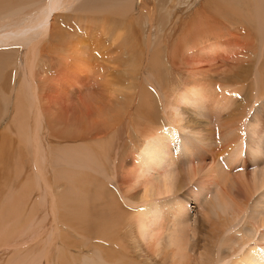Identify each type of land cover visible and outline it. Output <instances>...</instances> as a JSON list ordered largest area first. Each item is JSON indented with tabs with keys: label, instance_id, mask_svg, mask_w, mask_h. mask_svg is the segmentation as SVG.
Masks as SVG:
<instances>
[{
	"label": "rangeland",
	"instance_id": "obj_1",
	"mask_svg": "<svg viewBox=\"0 0 264 264\" xmlns=\"http://www.w3.org/2000/svg\"><path fill=\"white\" fill-rule=\"evenodd\" d=\"M72 1L73 0L70 1V6L68 8L55 10L56 12H53V14L56 16L58 15L56 21L57 22L59 21L61 26L64 27L65 24H69V25L74 24L75 27L77 28V31L79 30L78 32L73 33L75 35H71L70 30L73 28H72V26L67 25V29L70 28L69 32H68V30H66L67 33H66L65 38H64L65 41L64 42L62 41L60 43V44L64 45V48L73 46L76 49V51H78V52L76 53L77 54L76 56H73V54L71 53L70 50L67 51L66 48L65 49L63 48L64 51L63 50H62L63 52L61 51L63 56L60 55V57H59L60 62H59V64L57 63L58 66L56 64H52V66L49 70L50 73L48 74V76L52 77L55 74H58V73L60 74V73H62V70H63V72L66 71V73H67L69 70L71 72V74H70L68 79H70V77H73L75 79L74 81H76V82L73 81V83L75 84L76 87H73L71 82H69L71 85L64 83V86H65L66 91H67L66 97L67 98L73 97L74 104H75V100H77V99H78V101H79V99H81L83 102L85 101V102L89 103V101H91V99L94 96H96L94 98L98 97L94 93L97 94L99 91L101 93V95L107 96L106 98L110 101L109 102L110 104L107 103L106 101H103V102L101 101L102 99L105 100V98H100V101H99V99H97L100 103L98 101H96V99H92V103L90 102L89 104H91V106H93V107L96 106V108H97V107H100L99 105H101V102L103 104L106 102L105 104L106 105L108 104L107 106L111 105L113 107L109 106L108 107L109 110L106 112L105 111V109L107 108L106 105H101L103 107H101L102 109L101 108L100 109L102 111H105L104 112V114L106 113L105 115L103 113H101L102 111H97L96 108H94V109H92L93 112H95L94 110H96L97 112H100L104 116H100L101 114H98L100 116L99 117V116H97V114H95L96 115L95 118H97V121L94 120L93 123H92L91 119H89L92 116L88 117L89 122H90L89 125L87 123V120L85 121L86 117L85 118L81 117V118H83V121L81 120L82 121L81 122V121H79L80 120L79 119L78 120L79 123H78L77 121L71 119L72 115L75 114V116H76V113L74 112L76 105H74L72 103L73 100H71L72 99L71 98L70 101H71L72 107L69 106V108H67V110H66L67 113L65 112V114L62 115L63 112L62 113L58 112V116L62 115V119H66V120H68V122H65V123L62 122L61 123V122H58L57 118L53 119L52 117H50L49 119H52V121L54 120L53 123H51V121H47V122L46 121H38V122L26 121L24 123L25 131H26L28 136L33 134V136L32 135L31 136L34 138V140L32 139V137L30 138V136H29L30 139L28 140V141H30L32 139V141H30V143H28L26 140H22L20 138V136L18 135L16 121L15 120L13 121L12 119L15 115V112L13 110L14 109L13 106L15 104V92L18 90L19 86L23 82V81L21 82V80H22L21 78H22L23 66H24V64H23V53H24L23 47L24 46L19 47L20 45L12 44V45L8 46V49L5 50L4 52L2 49L0 50V54H1V56L5 57L6 62L10 59L11 56H12V59H14V60L16 59V69H17L16 72L14 73V75H11L9 77V82L11 81L10 85H12L10 92H13V90H14V92L11 93V95H10V99H9L10 104L7 108L8 110H6V112H5L6 114H4L5 116H3V119H1V121H0V135L4 133V135H2L0 138V145L6 144V146H4V147L5 148L8 147V149H9L8 152H6L7 148L5 149V152H6L5 159H4L5 161L0 160V181L2 183L6 184V179H9V181H11L10 185L13 182L14 183V194H18L19 191H20V193H24L21 191L22 189H24V187L26 188L24 191H26L27 189L29 190L28 191L29 193H26L29 195V197L27 199H24L26 202L25 204H22L24 202L19 203V202L24 201V200H21V201L15 200L14 201V202H18L19 204H22V206H21L18 203H14V205L17 204L20 207V208H18V206L15 205L14 211L16 209H18V210L20 209V211H21V207H23L24 205L26 206V209H24L25 206L23 207V210H25V211H22V212H25L24 216L21 215V213H18L19 215L23 216V219H21L22 217L19 216L17 213H16L17 215L14 214V220H17V222L16 221H14V222L19 224V226L16 227L15 225H17V224L14 223V226H15L14 229H16V234H18L17 229H19V227H20L21 231L19 230V232H21V233L18 234L17 237L12 238V240H14L13 246H15V245L21 246V248L19 247L20 251L16 250L17 249L16 246H15L14 253H13V250H11V249L4 250V251H3V249L2 250L0 249V264H8L7 263L8 260L14 259V255L16 252H19L18 254H20V255H18V254L17 255L20 256V258H21L20 260H23V264H32L33 262H36V261H37L36 262L37 264H49V262H50V264H53V263H55V264H59V263H61V264H115V262H113V261H106L105 260L106 259L105 258L106 257L105 252L108 253L109 249H112L113 250L112 252H115V254H118L119 256H123V254H124L123 261H126V262L128 261V262H130V264H169L168 263L169 260H167V256L172 251L174 253V250L176 248H172V251H170V249L164 250L163 247H161L162 249L160 248V250H159L161 253L159 254V252H156V254H155V253H153V251L147 249L146 245H144L143 242L140 241L136 227L133 224L134 221L132 220V218L130 219L131 215H133L132 212H134L137 209V207L140 206L138 204L139 202L137 201L138 199L135 196L138 194V192L136 190L137 194L134 193V191H135L134 189H132L134 191L130 192V196L128 198L129 200L131 199L132 201L130 200V201H128L129 202L128 203L124 199L121 200V202L124 203V204H122V205H124L123 207L124 208L126 207L125 208L126 210H124V211L128 212V214L130 213L129 214L130 216L129 215L127 216V213L125 214L126 220L128 221L126 223L128 231H126V233L124 235L125 238H127V240L125 241V245L123 244V246H125V250L120 249L117 246V243L114 244V246H112V247L109 244L106 245V243L103 242L102 238L99 239L97 237L96 239H86L87 236H85L81 233H78L76 231L73 232L71 230H68L63 225H59L61 227H59V226L58 227L60 229L61 228L65 229V230L62 229L61 231H63V232L65 231V233L68 232L69 234L68 233L66 234V236H68V237H66L64 240H62V243H60V241H55V239L53 237H55L56 234L58 236V233H56V231L52 229L53 227L51 225V223L53 224V222L56 221L53 218V212H55L57 216L62 215V213L65 212L63 210H60L65 203L64 204L62 203L63 205L61 204V207H59L60 205H56L59 202V198H56L57 197L56 195H58L59 192L63 191L64 189H67L68 187L64 181H62L61 183L57 182V180L54 179V173H55V171H58L59 169L62 170L64 167H65L64 169L69 170V171H71V170L74 171V170L80 169V171H82L81 174L82 173L83 174L88 173L87 175H89L88 176L89 179H94V181H97V182H100V181H98V179H100L102 182H104L105 185H107L108 187L111 186L115 190V186H113L114 184L112 183L113 182L112 180H114V176H115L114 175L112 177L113 173H116V170L120 169L119 172L121 174H118L119 172L117 171L118 175H116V177H117V179H118V177H119V179H121L122 173L127 172L128 168L130 166H131V168H130L131 171L132 170L134 171L135 168L132 167L133 165H131V164H133V161H131V160H134L133 155L136 154L138 146L143 145L144 140H146L145 136L150 135L151 131H152V135H154L153 133H156V131H158V129L160 130V126H161V128H164V125H165V128L167 127V122L164 119V114H162L163 113L162 110H164L165 107L167 108L171 102L176 101L178 92L181 89H183L184 87H188V86L189 87H196V86H201V85L206 87V89H208L209 91H212V90L216 91L217 90L216 88H218L220 92H222V90L227 91L226 90L227 88L225 89V87H224L225 86V84H224L225 80L223 81L222 76H224V74L226 75V72L230 71V70H231V73H235L237 70H232L235 68V66H237V67L240 66L238 68L239 73H241V72H242V74L247 73L244 81H241L242 84L237 83L236 85H234L235 89L237 90L236 93H238V96H239L238 99L241 98V101H243V99H242L243 97L245 99L246 110L244 111L245 113L243 115V118L241 119V121H239V125H238V129H240L239 132H241V131L243 132L242 140L236 147H234L231 150L230 153H228V155L232 156V158L225 159V158L221 157L215 163H213L211 161L212 155L208 154L205 151V147H203L204 148V150H203V148L201 147V144H202L201 142H198L195 144L193 143V145H192V146H194V149L192 147V151L194 150L193 153L194 152H197V153L200 152L201 153V151H203L201 153V159H203L201 161L202 162L201 166H203L205 171L203 173L201 172L202 174L200 173L199 174L200 176L198 175L199 178H198V176H195V178L193 179L191 184H189V185L184 184L185 188L184 187L180 188V192L174 191V192H176V194L174 193L173 196L166 197V201L164 203L165 204L164 209H165V212L168 213L170 211V210L168 211V209L173 208L176 205L178 206L179 204H181L185 207L184 211L181 213V215L176 216L178 218H176L174 220V222H173L174 227L171 226V228H172V231L175 230L176 232H179L178 228L184 229V231L181 229V231H183L184 233H182L181 231L179 233H180V235L182 233L181 237L185 236L186 238H188L187 241L189 243L187 242V244H186L187 245L186 246V255L188 257L189 264L190 263L191 264H204V262H205V264H208V262L210 264V263L214 262L215 258H216L215 261H217V259H218L223 264H237V262H236L237 259L241 258L242 254H244L247 251L246 246L243 247L242 249L238 250V248H237L238 246L236 245V243L234 241V237L238 233L239 230L244 231L245 234L247 233V235L249 237L253 238V240L250 242V244L257 246L258 250L264 253V228L256 231L255 227L251 226V223L249 224L251 219L257 218L256 219V221H257L260 214H264V206H263L264 205V186H261L258 189L257 188L252 189L253 194L249 198L248 202L244 205L243 212H241L240 216H238L236 219H232V217H230L231 213H232L231 211H233L232 206L228 202H226V204H225V202L222 201L221 196H220V192H222V190H225V188L226 189L228 188V190L230 188L233 191H235V188H237V186H238L241 190H244L242 187H244L246 184L250 185L251 188H253L252 184H250V183H252L251 179L253 178L252 179L253 182L255 181L257 184L259 182L260 172L264 170V91L259 90L258 83H257V80L260 77V72L264 70V54H263V52H264L263 51V49H264V33H263L264 32V25L259 26V24L255 22L257 20L259 21L262 18L261 14H264V0H219V1L218 0H112L111 4L115 3L114 5H112L113 7H120L122 5L125 7L124 10L119 9L120 11H124V13H125V14H122L121 17L115 16V15H104L103 14L104 11H106V9H107L106 6H109L110 3H108V2L110 0H108V1L107 0H74L73 2ZM210 1H212V4L215 2V4H213L215 6V9H213L214 6L210 3ZM217 1L220 2V5H218ZM222 1H223V3H225V2L227 3L226 4L227 6L225 4L224 5H225V7H228V8L224 9L223 7L222 8L220 7L223 5ZM41 2H42V0H41ZM127 2H129V3H127ZM216 2H217L218 6L216 5ZM243 2L249 3V5H250L248 7V12H246L244 10V12H243L244 15L242 14L240 16L239 14H236L235 11H233V10L231 11L229 9V8H231V9L235 8L236 9V7L237 8L240 7V10H242V7H241L242 4L241 3H243ZM130 3H132L133 6ZM229 3L230 4L232 3L234 6L231 4L233 7H230L231 5ZM128 4H129V6H127L128 7L127 8L125 5H128ZM228 4H229V6H228ZM211 5H212V7H211ZM235 5H237V6H235ZM89 6H91V7H89ZM216 6L219 8L217 9ZM129 9L132 11H130ZM211 9L214 10V15H216L217 17L213 16V12L211 14V11H212ZM219 9L221 11H219ZM125 10H126V12H125ZM215 10H218L221 13V15H223L222 16L223 18H221L220 13L216 12ZM88 11L93 12V13L95 12L93 14V16L98 19L96 24H94V26H93V27H95V29H93V28L91 29L88 27V26L92 27V24L87 22V21L94 18V17H91V14H89V15L86 14V12H88ZM227 11H230V13ZM79 12H81V13H79ZM196 12H197V14L202 15L204 18L197 15L198 17L195 19ZM259 13H261V14H259ZM7 14L8 13H3L0 16L4 17ZM77 15H82V16H80L81 18H79V16H77ZM247 17L249 18L248 19L249 22L246 20ZM87 18H88V20H86ZM212 18L213 19L215 18L216 20L215 19L213 20ZM198 19L201 22H199ZM204 19H206V20H204ZM80 20L82 23L84 22V24H80V25L84 29L86 28L85 31L84 30L81 31L80 27H79L80 29H78ZM83 20H86V21H83ZM193 20L195 22H197L195 24L199 23L200 26H201V23L203 26L206 23H209L210 25L207 24L208 26L207 25L204 26L205 27L204 30H208L209 28H211L210 30H212V28L214 26L213 30L215 29L216 31H218L217 32L218 35L216 34V31H215V35L211 32L213 34L211 37V36H209L211 33L209 35L207 34V33H209L210 30L205 31V34L210 37V38H208V40H210V41L206 40L207 38H204L205 34H203L202 40L198 44V41L201 38H198V41H197V37H199L197 35L200 33V32L198 33L197 30L203 31V29H202L203 27H200L201 28V30H200V28L198 26L199 24H198V25H195V27L197 26L196 28H198V29L195 30L194 27L192 28V29H194V31H197V33L194 31L191 33V35H193V33H195L194 36L196 39L192 38L189 40V38H191V35L189 33L188 34L189 37H188V35H186V33H187L186 31L189 28L188 23H190V25H192L194 23ZM202 20L206 21V22H203ZM1 21H3V22L5 21L6 23L8 22V20H5V19H1ZM75 21H77V23ZM211 21H213V22H211ZM218 22H219V24H218ZM254 23H256V25ZM86 25H88V26H86ZM103 25H106L105 29L108 26L106 30L104 29ZM187 25H188V28H187ZM209 26H212V27H209ZM87 27H88V29H87ZM190 27H192V26H190ZM7 29H9V27ZM1 30L2 29H0V31ZM184 30H185V34L183 32ZM188 30H191V29H188ZM234 30H235V32H233ZM95 31H96V33H95ZM76 33H79V35L77 36ZM235 34H236V36H235ZM118 35L122 38L119 39ZM121 35H123V36H121ZM69 36L73 37V38H69ZM132 36H134L135 38ZM175 36H177V37H175ZM180 36H183L182 37L183 39ZM207 36H205V37H207ZM216 36L219 39L216 38ZM136 37H138L137 40H136ZM203 38L205 39V43H204ZM70 39H73L71 41L75 46L73 44L71 45ZM74 39L76 40V42L74 41ZM125 39H126V41H125ZM127 40H130V41H127ZM192 40H196V44L194 41H193L194 42V44H193V42H191ZM244 40L247 44L243 43ZM136 41H137V44L139 42L138 45L136 44ZM238 41L240 43L239 45H238ZM250 41H252L253 44H251ZM48 42L49 41H47V44H48ZM129 42L131 43V45ZM190 42H191V44H193L192 46L190 45ZM249 42H250L251 46L249 45ZM186 43H188V44L186 45ZM77 44H78V46H77ZM243 44H244V47L245 46H247V47L249 46V47L248 48L246 47L247 49L242 47V51H241L240 48ZM132 45L134 46L133 49L131 48ZM188 45H190L191 48ZM137 46H139V47H137ZM232 46H233V48H232ZM91 47H92V49H91ZM187 47H189L190 50ZM261 47H263V48H261ZM243 48L246 50H244ZM16 49H17V51H14ZM122 49H123V51H122ZM261 49H262V52H260ZM46 50H47V46L45 48V51ZM195 50H197V51H195ZM81 51L83 52V54ZM130 51H131V53H130ZM132 51H133V53H135V54H133V55H135V57L132 55ZM105 52L109 55H107ZM151 52L153 53L154 57L156 56L155 58H157V56L159 58H157V59H155L154 57H153L154 59L151 58L149 56V54L151 55ZM241 52H243V53H241ZM68 53H70L72 55L69 57L68 55H70V54H68ZM86 53L89 54L91 57L89 55H87ZM155 53H156V55H154ZM240 53L242 55H244V54L245 55L243 57H241L242 55L240 56ZM66 54H68L67 57H66ZM114 54L116 56H114ZM261 54H263V55H261ZM84 56H85V60H83ZM113 56H114V58L115 57H117V58L119 57V58L113 59L112 58ZM237 56L239 57V59L237 58ZM45 57L47 58L48 56H45ZM73 57H74V59H72ZM89 57H90V59H89ZM139 57H141V58H139ZM63 58H64V60L67 59V62L65 61L66 63L64 61H63L64 63H61V60H63ZM97 58H98V60L102 59L103 61L101 60V62H99L100 60L98 61ZM111 58L113 60H116V59L117 60L112 61ZM234 58L235 59L237 58V59L234 61ZM242 58H244V60H246L245 63L243 62L244 60ZM17 59H18V61H17ZM109 59L113 62L112 65H109V63H110ZM149 59H151L153 62ZM187 59H188V61H187ZM86 60H87V62H86ZM135 60H138L139 62H137ZM154 60H156V61H154ZM223 60H225V61H223ZM237 60H238V62H237ZM117 61L121 65L117 64L118 63ZM148 61H150V64L151 63L154 64V66L152 65L154 68H151L152 66L149 65ZM158 61H160L159 64H158ZM207 61H208V63H207ZM210 61H212L213 63ZM221 61H223V62H221ZM241 61H242V63H240ZM154 62L156 63V65ZM215 62H216V67H211L210 64L212 63V65H214ZM246 62H247V64H246ZM43 63L45 65H47L49 62L43 61ZM115 63L118 66L115 65L116 67H114ZM131 63H133V64H131ZM135 63H138V64H136L135 67H133V65ZM217 63H219V64H217ZM130 64L132 65L133 68L130 66ZM61 65L63 67L62 69H61ZM66 65L68 66L67 68L65 67ZM0 66H2V65L0 64ZM259 66L262 69H259ZM111 67H114V68H111ZM250 68H251V71H250ZM209 69H216L215 71L217 73L215 72V75H213L214 73L213 74L211 73L213 70L210 72ZM195 70H198V71H195ZM203 70H205L206 72L208 70V72H209V75L207 72L205 79H204V75L206 74V72L204 74ZM114 72H116V73H114ZM109 73L111 74V76ZM261 73L263 74L264 72H261ZM202 75H203V79H202ZM107 76L108 77L110 76L112 78H107ZM213 77H214V79H213ZM113 78H115V84H114ZM159 78L161 79V85L163 86L162 87L163 89L160 88L162 90L159 89L160 86H158V85L160 83L158 82L159 83L158 84L157 80H156ZM247 78L249 80H247ZM216 79L219 82H217ZM13 81H14V83H13ZM106 81H108V83H112V85L111 84L107 85ZM109 81H111V82H109ZM212 81L215 82V85H214V83H212ZM129 83H130V85H129ZM240 84L242 86H243V84L244 85L246 84L247 86L250 85V87L248 88L247 86H243L244 88L242 87V90H241V88L239 87ZM53 85L54 84H52V86ZM126 85H128V86H126ZM226 85H227V83H226ZM52 86H51L52 91H53V89L54 90L57 89L56 86H55V88ZM106 86H108L110 88L112 86V88L115 87V89L120 88V91L118 90L120 93L119 92L117 93L116 90L113 91V89L108 90L110 88H107ZM116 86H117V88H116ZM252 86H253V90H252ZM246 87L248 90H246ZM45 88H46V86H45ZM105 88H107V90ZM237 88L238 89L240 88V89L238 90ZM15 89H16V91H15ZM129 90H130V92H129ZM132 90H133V92H132ZM52 91H51V93H52ZM135 91L136 92L138 91V92L136 93ZM248 91L249 92L252 91V93L251 92L249 93ZM253 91H255V94ZM124 92L125 93L127 92V94H124ZM91 93H92V96L94 95L93 97H90ZM100 93L98 94L99 97L101 96ZM107 93H109L108 94V95H110L109 97H108ZM247 93H248V95H246ZM129 94H130V96H129ZM132 94H133V96H132ZM139 95H141V97H143V98H140ZM74 97H75V99H74ZM110 97H112V98H110ZM132 97H133V99H131ZM252 97H253V99H252ZM87 99L89 101H87ZM140 99L141 100L143 99V101L145 100L144 101L145 103L140 101ZM94 101H96L99 105L98 104L95 105L96 102L93 103ZM83 102H82V104H85V102L84 103ZM138 102H139V107L137 110H134L135 107L138 106ZM247 102H249V103H247ZM87 103H86V105H88ZM146 103H147V105L145 106ZM246 103H247V105H246ZM140 104L142 105L141 107H143V108H144V106L147 107L146 109H148V107H149L148 104H150V106L152 105L150 107V111L148 109L149 112L147 111V113L145 112L146 114H143L144 113L143 108L140 107ZM79 105H80V103L77 106H79ZM104 106H105V109H104ZM79 108L81 109L80 106H79ZM79 108H78V110H79ZM140 108L142 110H140ZM146 109L144 108V111H146ZM152 109H153V111H152ZM81 110H79V112ZM185 110H186V112H185L186 115L192 120L191 122H192L193 126L195 124L194 123L195 120L193 121L192 118L196 119V121L198 120L199 122L200 121L202 122L203 126L201 125V122L199 123V125L196 124V126H195L196 130H198V128H200V126L203 129L204 124H208L207 121L205 122L204 118L198 117L196 115V112L192 108L185 107L183 112ZM137 111L139 112V114L143 112L142 113V115H144L143 118H145V116H146L144 121H143V118L140 116L141 114L140 115L136 114ZM130 112L132 115L130 114ZM151 112H152V114L149 117L148 113H151ZM206 113L210 117L211 122H215L216 125L215 124L214 125L218 126V127H216L217 130H215L211 127H208V125H206V128H204V131L202 130V133L200 131L201 129H199L198 132H200L202 135L205 136V133L207 131H208V133H210L209 132L210 130H208V129L211 128V129H213V131H212L213 134H214V130H215V134L218 135L220 133L219 136L216 135L217 137H215V134H214L213 136L215 138L211 142H208V143H211L212 148H216V147L220 146L221 135L227 132V130L223 131L225 126H223L224 127L223 128L220 125V121H222L225 118V115L221 114L224 117L220 116V119L216 120V118L212 115V107H208ZM116 114H118L119 117ZM91 115H93V114H91ZM108 115H109V117H108ZM147 115H148L149 119H147ZM54 116H56V114ZM151 116L154 118L150 120V118H152ZM106 117H108V118L105 121ZM138 117H140V118H138ZM117 118H118V120L119 119L121 120V123L117 120ZM141 118H142V120H141ZM189 118H187V119H189ZM98 119H99V121H98ZM114 119L116 120V122H119V123H117L119 126L117 124H115ZM133 119H134V121H133ZM70 120H72V121H70ZM203 121L205 123H203ZM44 122H46V124ZM76 122L79 125H77ZM80 122L82 123V125H80ZM94 122H95V124H94ZM125 122H127V123L125 124ZM133 122H136L137 125H135V124L133 125ZM196 123H198V122H196ZM139 125H140V127H139ZM32 126H34V127H32ZM47 126H48V128H47ZM113 126H115V127L118 126V127H116L115 130L113 129L114 131H112L113 132L112 133L110 130H112V128H114ZM131 126H133V127L131 128ZM136 126L139 128L137 129ZM215 126H214V128H215ZM134 127H136L137 130ZM152 127H153V129H152ZM117 128H119V130H117ZM122 128H123V130H122ZM219 128H223V130H220ZM233 128H234V130L236 129V124ZM153 130L155 132H153ZM234 130L232 129V131H234ZM118 131H120L121 133H119ZM138 131H140L141 133H139ZM216 131H219V133H216ZM220 131H222V132H220ZM98 132H99L98 136L101 135L99 137L102 138L104 136L102 139L97 136ZM116 132H118V133L116 134ZM101 133L103 134V136ZM36 134H37V137H34V136H36ZM142 134H144V135H142ZM180 135L186 137L185 138L186 141L194 140L192 137L188 136L187 133H182ZM208 135H210V134H208ZM113 136H115V137L113 138ZM204 136H203L202 140L204 139ZM211 136H212V134H211ZM110 138H112L113 140ZM104 139L106 140L107 145L105 144ZM93 140L95 142H93ZM176 140L177 139H175L171 145V149L173 150L172 152H174V153L177 151V147H178V143L176 142ZM113 141H115V142H113ZM100 142H101V144H100ZM96 143H97V145H102L104 147V151L106 149L107 153H106V151L104 152L102 150V148H100L102 150L101 151L102 153L99 152L100 149L97 148V146H96V148H94ZM123 143L125 145H123ZM32 144H33V146H32ZM90 145L92 147L93 146L94 147L92 148ZM33 149L35 150V152ZM89 149L93 152H89L90 151ZM94 149L97 153H99V154L96 153V155L97 156L100 155L98 157L99 159L101 158L100 161L98 160L96 155H92V153L95 154ZM86 151H88V152H86ZM112 151H113V153H112ZM36 152H37V154H36ZM62 152L65 153L66 158L64 157V155L60 156L59 153H62ZM77 152H78V154L75 155V153H77ZM88 153L89 154L91 153V155H89ZM101 154L102 155L105 154L103 156L104 158L108 157V158H105V159H107L106 161H104V159H102L103 157H101L102 156ZM119 154H120V156H119ZM237 154H239L238 160L233 164L231 170L229 168L227 170V166L224 163V160L226 162L233 163L234 157H236ZM68 155L71 157H74V156L76 157V158L74 157L75 159L73 160V162L71 160L67 159ZM129 155H130V157H129ZM94 156H95V158H97L99 164L101 161L102 162L104 161L103 163H101L102 168L99 166L98 167L95 166V165H97V160H95V158H93ZM87 157H89V158H87ZM131 157H132V159L130 160ZM89 159H91V160L89 161ZM64 160L66 161V163L61 164L62 161L64 162ZM92 160L93 161L95 160L94 162L96 164L92 163L93 162ZM36 161L39 163V165H41L40 167L36 166V165H38V163H36ZM113 162H115V163H113ZM193 162L194 161L189 162V163L188 162L187 163L182 162V159L180 158L178 164L180 165L179 167H181L182 170H186V169H189L192 167H196L195 166L196 163L194 164V166H192ZM204 164H205V166H204ZM117 165H120V166H117ZM59 166H60V168H59ZM115 166H117L118 169H117V167L115 168ZM212 166H213V171L216 170L219 173L221 170H223V172H224V173H222V171H221V173L218 174V179H216V182H215L216 184L214 183V185H212V181H210V178L214 177V175H212V176L208 175V174H210L209 170ZM9 171L11 172V174L9 173ZM102 171H104V173H102ZM129 171L130 170H128V172ZM7 172L9 174H7ZM96 172H98L99 174H96ZM240 172L244 173V174L247 173L246 177H244V178H246V180H245L246 184L238 185L240 183V181H242V179H240V176H239ZM37 173H38V175H36ZM235 175H238L239 178ZM38 176H39V178H38ZM42 176H43V178H41ZM134 176H136V175L135 174L131 175L132 180L134 179L133 178ZM35 177L37 178V181H36ZM231 177L232 178L234 177V179H232ZM44 178H45V181H42V180H44ZM225 178H226V180L224 181ZM117 179H116V182H117ZM129 180H128L127 185L130 187L129 183H132L133 181L130 180V182H129ZM179 180L180 179H178L177 183L180 182ZM248 180H249V182H248ZM33 181H35V182L32 185L31 183ZM217 181H219V182H217ZM222 181H224V185H223ZM199 182H201V183H199ZM220 182H221V184H220ZM236 182H238V184ZM29 183L32 186H35V188L31 187V185ZM217 183H219L220 186H218ZM36 184H37V186H36ZM79 184L75 186L76 190L78 189V187H80ZM200 184L202 185V187ZM177 185L179 186V184H177ZM196 185L198 187H201V188L200 189L197 188V191H194L195 193L193 192L194 193L193 194L192 191L194 189H196V188H194V186L196 187ZM178 186H177V188H178ZM219 187H221L220 188L221 191H219L220 189H216ZM7 188H9L8 185H7ZM183 188H184V190H181ZM3 190H6L5 187L3 188ZM80 190H81V188H80ZM80 190H79L78 194L80 193ZM176 190L178 191L179 189H176ZM48 192H50V193H48ZM5 193L8 195L7 191ZM6 194H4V195L6 196ZM53 195L55 196V198L53 197ZM243 195H244V192L239 194V196L241 198L244 197ZM24 196H26V195H24ZM50 196L52 199L50 198ZM119 198L121 199L120 194L118 193V199ZM49 200H52V201H49ZM216 200H217V202H216ZM135 201L138 202L137 205L135 204L136 203ZM209 203H210V205H209ZM215 203H217V204H215ZM51 205H52V207H51ZM16 206H17V208H16ZM57 206L59 208L58 210H57V208L53 209ZM50 208H52V209H50ZM204 209H206L208 211V213H210V214L207 216L204 215L202 213L203 211H204V213L205 212L207 213V211H205ZM31 210L32 211L34 210L36 212H34V211L32 212ZM50 210L52 212H50ZM15 212H17V211H15ZM49 213H50L51 218L49 217ZM31 214H33V216ZM123 214H121V215H123ZM25 215H26V217H28L29 220L32 219V224H30V226H32L31 228H29L30 226H28V228L23 227V225H25L27 222H29V220H27V218L24 219ZM220 215L221 216L225 215L224 217H226L228 220V222H227L228 226L224 227V231L221 234H219L218 231L214 232L215 243L212 246L213 247V250L211 252L212 256H204L206 253L205 251L207 250V252H208V250H209V237H208V235H206V234H208V230H206V229H208L207 228L208 226L206 225L207 223L205 222V219L203 220V218L210 216L212 219L216 220V218H218ZM262 216L264 217V215H262ZM15 218H20V219H15ZM127 218H129L131 221H129V219H127ZM23 220L26 221L25 224H24ZM181 221L183 224H181ZM202 223H204V225ZM133 225H134V227H133ZM175 227H177V228H175ZM126 235H127V237H126ZM14 236H16L15 230H14ZM51 237H52V239H51ZM50 242H51V244H55V246L53 245L54 247L51 250H50L51 244H49ZM21 244H23V245H21ZM62 244H64L65 246ZM103 244H105L106 247ZM176 245L178 247L177 242H176ZM176 245H174V247ZM96 246H97V248H96ZM99 246H101L100 249H98ZM109 246H110V248H107ZM181 247H183V246H181ZM8 248H10V246H8ZM241 250H243L242 254L239 253ZM168 251H170V252H168ZM62 252H64V253H62ZM201 252L202 253L205 252L204 255H202ZM199 254L201 257L203 256L202 257L203 259L200 258ZM126 255H128V257H125ZM18 256H17V258H18ZM213 256H215V258ZM26 257L28 260L26 259ZM47 257H50L51 260L47 259ZM57 257H59V258H57ZM175 258H176V256H175ZM132 261H133V263H132ZM173 264H175V263L173 262Z\"/></svg>",
	"mask_w": 264,
	"mask_h": 264
},
{
	"label": "bare ground",
	"instance_id": "obj_2",
	"mask_svg": "<svg viewBox=\"0 0 264 264\" xmlns=\"http://www.w3.org/2000/svg\"><path fill=\"white\" fill-rule=\"evenodd\" d=\"M70 1L71 0H42V2H41V0H0V15H2L3 13H8L7 15H5L4 17H1L0 16V29H2L1 31H0V50L2 49L3 50V52L5 51V50H7L8 49V46H10V45H12V44H14V45H20L19 47H23V50H24V53H23V64H24V66H23V73H22V80H21V82H22V84L19 86V88H18V90L16 91V89H15V104H14V106H13V110H14V112H15V115H14V117H13V121L15 120L16 121V125H17V130H18V135L20 136V138L22 139V140H26L28 143H30V141H32V139L34 140V138L32 137L33 136V134H31V135H29L30 136V138L32 137V139L30 140V141H28L30 138H29V136L27 135V133H26V131H25V125H24V123L26 122V121H35V122H38V121H51V123H53V121H52V119H49L50 117H52L53 119H55V118H57L58 119V122H63V123H65V122H68V120H66V119H62V115H64L65 114V112L67 113V108H69V106H71L72 104H71V101H70V99L71 100H73V97H71V98H67L66 97V93H67V91H66V88H65V86H64V83L65 84H68V85H71L72 84V86L73 87H76L75 86V84L73 83V81L75 80L73 77H70V79H68L69 78V76H70V74H71V72L68 70V72L66 73V69L64 70L65 72H63V70H62V73H58V74H55V75H53L52 77H49L48 76V74L50 73L49 72V70H50V68H51V66H52V64H56L57 65V63L59 64V62H60V55H62V52L64 51L63 50V48H64V45H62V44H60L62 41L64 42L65 40H64V38H65V35H66V30H68V32H69V29H67V25H69V24H65L64 25V27L63 26H61L60 25V23H59V21L57 22L56 21V19H57V16L56 15H54L53 14V12H56L55 10H59V9H66V8H68L69 6H70ZM74 1V0H73ZM72 1V2H73ZM108 1V0H107ZM111 1L112 0H110L108 3H110L109 4V6H106L107 7V9H106V11H104V15H115V16H118V17H121V15L122 14H125L124 13V11H120L119 9H123L124 10V6L122 5V6H120V7H113L112 5H114L115 3H113V4H111ZM219 1V0H218ZM217 1V2H218ZM217 2H216V5H217ZM33 3V4H32ZM127 3H129V2H127ZM210 3L212 4V1H210ZM222 3H223V1H222ZM221 3V4H222ZM30 4V5H29ZM99 4V3H98ZM125 4V3H124ZM130 4H132V3H130ZM213 4H215V2L213 3ZM212 4V5H213ZM226 5L227 3L225 2V3H223V5ZM230 4V3H229ZM229 4H228V6H229ZM232 4V3H231ZM230 4V5H231ZM242 5H241V7H242V10H240V7L239 8H237L236 7V9L235 8H229L231 11L233 10V11H235L236 12V14H239L240 16L243 14V12H244V10L246 11V12H248V7L250 6L249 5V3H246V2H243V3H241ZM259 4V3H258ZM72 5V4H71ZM96 5V4H95ZM212 5H211V7H212ZM218 5H220V2H218ZM217 5V6H218ZM220 6L221 8L223 7L224 9L225 8H228V7H225V5L224 6ZM233 5V4H232ZM230 6V7H233V6ZM100 6V5H99ZM126 7L127 6H129V4L128 5H125ZM131 6V5H130ZM132 6H133V4H132ZM214 6V5H213ZM216 6V8L218 9L219 7H217ZM227 6V5H226ZM235 6H237V5H235ZM89 7H91V6H89ZM102 7V6H101ZM210 7V6H209ZM128 8V7H127ZM130 8V7H129ZM93 9V8H92ZM213 9H215V6L213 7ZM130 10V9H129ZM212 10V9H211ZM130 11H132V10H130ZM216 12H218V13H220L219 11H221L220 9H219V11L218 10H215ZM226 11V10H225ZM101 12V11H100ZM125 12H126V10H125ZM212 12H213V16H216V15H214V10H212L211 11V14H212ZM215 12V13H216ZM227 12H229L230 13V11H227ZM79 13H81V12H79ZM95 13V12H94ZM93 12H86V14L87 15H89V14H91V17H94L93 16V14H94ZM99 13V12H98ZM217 13V14H218ZM223 13V12H222ZM59 14V13H58ZM97 14V13H96ZM210 14V13H209ZM208 14V15H209ZM259 14H261V13H259ZM197 15H199L200 17H203L202 15H200V14H197V12H196V17H195V19L198 17ZM220 15H221V13H220ZM219 15V16H220ZM244 15V14H243ZM262 16V18L258 21H255L256 23H258L259 24V26L260 25H264V14H261ZM61 16V15H60ZM69 16V15H68ZM77 16H79V18H81L80 16H82V15H77ZM218 16V17H219ZM223 15H221V18H223L222 17ZM259 16V15H258ZM217 17V16H216ZM245 17V16H244ZM250 17V16H249ZM64 18V17H63ZM76 18V17H75ZM134 18V17H133ZM138 18V17H137ZM204 18V17H203ZM220 18V17H219ZM1 19H5V20H8V22L6 23L5 21V23L3 22V21H1ZM194 19V20H195ZM209 19V18H208ZM213 19V18H212ZM215 19V18H214ZM213 19V20H214ZM249 18L247 17V21L249 22V20H248ZM75 20V19H74ZM86 20H88V18L86 19ZM86 20H83V21H86ZM193 20V21H194ZM199 20V19H198ZM204 20H206V19H204ZM216 20V19H215ZM223 20V19H222ZM245 20V21H246ZM98 21V19L96 18V17H94V18H92V19H90V20H88L87 22H89V23H91L92 24V27H90V26H88V25H86V26H88L89 28H93V29H95V27H93L94 26V24H96V22ZM203 21V20H202ZM3 22V23H2ZM76 23H77V21H75ZM132 22V21H131ZM199 22H201L200 20H199ZM203 22H206V21H203ZM211 22H213V21H211ZM247 22V23H248ZM11 23V24H10ZM101 23V22H100ZM193 23V22H192ZM191 23V24H192ZM195 23H197V22H195L194 21V25L192 24V25H190V23H188L189 24V28H188V25H187V28L188 29H191V30H188L187 29V33H186V35H188L189 33H190V35H191V33L194 31V29H192L193 27L195 28V30L196 29H198V28H196L195 27V25H198V24H195ZM224 23V22H223ZM246 23V22H245ZM256 23H254L255 25H256ZM80 24H84V22L82 23L81 22V20H80V22H79V26H78V29H80L81 31H85V29L83 28V27H81V25ZM86 24V23H85ZM88 24V23H87ZM105 24V23H104ZM207 24H209V23H206L205 25H207ZM218 24H219V22H218ZM243 24V23H242ZM204 25V26H205ZM210 25V24H209ZM215 25V24H214ZM69 26H72V28L73 29H71L70 31V34L71 35H75V34H73V33H75V32H78L77 31V28L75 27V25L73 24V25H69ZM99 26V25H98ZM104 26V29H105V26L106 25H103ZM186 26V25H185ZM190 26H192V27H190ZM199 26V28L200 27H203L202 29H203V31L201 30V28H200V30L201 31H199V30H197L198 31V35L197 36H199V37H197V41H198V38H201V39H199V41H198V44H199V42L202 40V35L203 34H205V31H208V30H210L211 28H209L208 30H204V26L202 25V23H201V26H200V24L198 25ZM208 26V25H207ZM213 26V25H212ZM212 26H209V27H212ZM216 26V25H215ZM258 26V25H257ZM9 27V29H7ZM75 27V28H74ZM80 27V28H79ZM88 27H87V29H88ZM108 27V26H107ZM107 27H106V29H107ZM173 28V27H172ZM213 28H214V26H213ZM213 28H212V30H210L209 31V33H207L208 35L212 32L214 35H215V29L213 30ZM217 28V27H216ZM252 28V27H251ZM257 28V27H256ZM105 29V30H106ZM132 29V28H131ZM259 29V28H258ZM73 30V31H72ZM186 30V29H185ZM185 30L183 31L184 32V34H185ZM260 30V29H259ZM92 31V30H91ZM189 31V32H188ZM197 31H194V32H196L197 33ZM134 32V31H133ZM217 32L218 31H216V34H217ZM233 32H235V30L233 31ZM95 33H96V31H95ZM137 33V32H136ZM210 34L209 36H211L212 37V35L213 34ZM264 33V32H263ZM77 34V36L79 35V33H76ZM82 34V33H81ZM125 34V33H124ZM183 34V35H184ZM239 34V33H238ZM70 35V36H71ZM84 35V34H83ZM182 35V34H181ZM195 33H193V35H191V38H189V40L190 39H192V38H195ZM218 35V34H217ZM69 36V38H73V37H70ZM121 36H123V35H121ZM185 36V35H184ZM193 36V37H192ZM205 36H207L206 34L204 35V38H207L206 40H208V38H210L209 36H207V37H205ZM235 36H236V34H235ZM75 37V36H74ZM95 37V36H94ZM117 37V36H116ZM128 37V36H127ZM126 37V38H127ZM132 37H134V36H132ZM174 37V36H173ZM175 37H177V36H175ZM181 38L183 37V36H180ZM188 37H189V35H188ZM118 38L120 39V38H122V37H120L119 35H118ZM135 38V37H134ZM137 38L138 37H136V40H137ZM203 38V39H204ZM216 38H218L217 36H216ZM76 39V38H75ZM74 39V41L76 42V40ZM89 39V38H88ZM183 39V38H182ZM196 39V38H195ZM219 39V38H218ZM236 39V38H235ZM71 40H73V39H70V41ZM234 40V39H233ZM263 40V39H262ZM47 41H49L48 42V44H47ZM125 41H126V39H125ZM127 41H130V40H127ZM139 41V40H138ZM188 41V40H187ZM195 42V44H196V40H192L191 42ZM208 41H210V40H208ZM74 42V43H75ZM98 42V41H97ZM151 42V41H150ZM186 42V41H185ZM191 42H190V45L192 46L193 44H194V42H193V44H191ZM212 42V41H211ZM233 42V41H232ZM236 42V41H235ZM251 42V44H253L252 43V41H250ZM250 42H249V45L251 46V44H250ZM100 43V42H99ZM119 43V42H118ZM130 43V42H129ZM204 43H205V39H204ZM242 43V42H241ZM243 43H246L245 42V40L243 41ZM263 43V42H262ZM70 44V43H69ZM73 43H72V41H71V45H72ZM98 44V43H97ZM135 44V43H134ZM136 44H137V41H136ZM135 44V45H136ZM138 44H139V42H138ZM137 44V45H138ZM188 43H186V45H187ZM201 44V43H200ZM203 44V43H202ZM240 43H239V41H238V45H239ZM247 44V43H246ZM26 45V46H25ZM74 45V44H73ZM95 45V44H94ZM99 45V44H98ZM97 45V46H98ZM101 45V44H100ZM130 45H131V43H130ZM190 45H188V46H190ZM46 46H47V50L45 51V48H46ZM75 46V45H74ZM77 46H78V44H77ZM81 46V45H80ZM149 46V45H148ZM191 46H190V48H191ZM108 47V46H107ZM133 45H132V49H133ZM137 47H139V46H137ZM141 47V46H140ZM238 47V46H237ZM242 47H244V44L241 46V51H242ZM247 46H245L244 48H246ZM249 47V46H248ZM247 47V48H248ZM4 48V49H3ZM18 48V47H17ZM66 48V47H65ZM64 48V49H65ZM79 48V47H78ZM128 48V47H127ZM189 50H190V48L189 47H187ZM186 48V49H187ZM194 48V47H193ZM192 48V49H193ZM197 48V47H196ZM232 48H233V46H232ZM243 48V49H244ZM246 48V49H247ZM261 48H263V47H261ZM19 49V48H18ZM22 49V48H21ZM91 49H92V47H91ZM100 49V48H99ZM135 49V48H134ZM195 49V48H194ZM246 49H244V50H246ZM63 50V51H62ZM66 50L67 51H71V53L73 54V56H76L77 54V52L78 51H76V49L72 46V47H67L66 48ZM97 50V49H96ZM14 51H17V49L16 50H14ZM62 51V52H61ZM122 51H123V49H122ZM135 51V50H134ZM195 51H197V50H195ZM263 51H264V49H263ZM82 52V51H81ZM110 52V51H109ZM115 52V51H114ZM117 52V51H116ZM154 52V51H153ZM245 52V51H244ZM260 52H262V49L260 50ZM106 53V52H105ZM118 53V52H117ZM130 53H131V51H130ZM189 53V52H188ZM204 53V52H203ZM241 53H243V52H241ZM240 53V56L242 55ZM246 53V52H245ZM18 54V53H17ZM68 54H70V53H68ZM68 54H66V57H67V55ZM72 54H70V55H68L69 57L72 55ZM79 54V53H78ZM82 54H83V52H82ZM87 54V53H86ZM101 54V53H100ZM107 54V53H106ZM116 54V53H115ZM114 54V56H116ZM133 54H135V53H133V51H132V55ZM247 54V53H246ZM263 54H264V52H263ZM263 54H261V55H263ZM87 55H89V54H87ZM107 55H109V54H107ZM154 55H156V53L154 54ZM245 55V54H244ZM244 55H242L241 57H243ZM45 56H48L47 58L45 57ZM63 56V55H62ZM90 56V55H89ZM114 56L112 57L113 59H115V58H117V57H115L114 58ZM134 57H135V55H133ZM138 56V55H137ZM149 56L151 57V58H153L154 56H153V53L151 52V55L149 54ZM173 56V55H172ZM216 56V55H215ZM222 56V55H221ZM88 57V56H87ZM91 57V56H90ZM90 57H89V59H90ZM95 57V56H94ZM98 57V56H97ZM102 57V56H101ZM156 57V56H155ZM154 57V58H155ZM203 57V56H202ZM230 57V56H229ZM15 58V57H14ZM79 58V57H78ZM111 58V59H112ZM119 58V57H118ZM117 58V59H118ZM139 58H141V57H139ZM138 58V59H139ZM153 58V59H154ZM157 58H159L158 56H157ZM157 58H155V59H157ZM211 58V57H210ZM220 58V57H219ZM227 58V57H226ZM225 58V59H226ZM237 58L239 59V57L237 56ZM236 58V59H237ZM245 58V57H244ZM244 58H242L243 60H244ZM249 58V57H248ZM72 59H74V57L72 58ZM93 59V58H92ZM112 59V61H116V60H113ZM135 59V58H134ZM199 59V58H198ZM218 59V58H217ZM230 59V58H229ZM228 59V60H229ZM235 58H234V61L236 60ZM241 59V58H240ZM82 60V59H81ZM80 60V61H81ZM83 60H85V56H84V58H83ZM82 60V61H83ZM88 60V59H87ZM87 60H86V62H87ZM97 60H98V58H97ZM100 60V61H99ZM98 61L99 62H101V60L102 59H99ZM110 60V59H109ZM108 60V61H109ZM148 60V59H147ZM149 60H151V59H149ZM159 60V59H158ZM261 60V59H260ZM17 61H18V59H17ZM43 61H48L49 63L47 64V65H45L44 63H43ZM66 61L67 62V59L66 60H64V58H63V60H61V63H64V62ZM97 61V62H98ZM103 61V60H102ZM111 60H110V63H109V65H112L113 64V62H112ZM119 61V60H118ZM117 61V62H118ZM134 61V60H133ZM135 61H137V62H139L138 60H135ZM152 61V60H151ZM154 61H156V60H154ZM187 61H188V59H187ZM223 61H225V60H223ZM223 61H221V62H223ZM227 61V60H226ZM245 61L246 60H244L243 62L245 63ZM65 62V63H66ZM77 62V61H76ZM98 62V63H99ZM112 62V63H111ZM120 62V61H119ZM117 63V64H120V63ZM153 62V61H152ZM159 62L160 61H158V64H159ZM210 62H212V61H210ZM237 62H238V60H237ZM69 63V62H68ZM89 63V62H88ZM91 63V62H90ZM95 63V62H94ZM134 63V62H133ZM133 63H131V64H133ZM148 63H149V65H153L154 66V64L153 63H151L150 64V61H148ZM155 63V62H154ZM207 63H208V61H207ZM213 63V62H212ZM212 63L210 64L211 65V67H216V62H215V64L214 65H212ZM240 63H242V61L240 62ZM249 63V62H248ZM0 64L2 65V66H0V121H1V119H3V116H5L4 114H6L5 112H6V110H8L7 108H8V106H9V104H10V102H9V99H10V95H11V93H13L14 92V90H13V92H10V90H11V86L12 85H10V82H9V77L11 76V75H14V73L16 72V59L14 60V59H12V56L10 57V59L6 62L5 61V57H3V56H1V54H0ZM105 64V63H104ZM116 63L114 64V67H116V66H118ZM130 64V66L132 67V65ZM136 64H138V63H135L134 65H133V67H135V65ZM163 64V63H162ZM217 64H219V63H217ZM246 64H247V62H246ZM64 65V64H63ZM91 65V64H90ZM116 65V66H115ZM121 65V64H120ZM119 65V66H120ZM148 65V64H147ZM155 65H156V63H155ZM55 66V65H54ZM58 66V65H57ZM60 66V65H59ZM150 66V67H151ZM151 67V68H154V67ZM239 66V65H238ZM56 67V66H55ZM66 68L68 67L67 65L65 66ZM104 67V66H103ZM107 67V66H106ZM114 67H111V68H114ZM132 67V68H133ZM157 67V66H156ZM237 66H235V68H236ZM240 67V66H239ZM239 67H237L236 69L234 68V69H232V70H237L235 73H231V70L230 71H227L226 72V75L224 74V76H222V79H223V81L225 80V89L227 90V91H224V90H222V92H220L219 91V89L218 88H214L216 91H209L208 89H206V87H204L203 85H201V86H196V87H184L183 89H181L179 92H178V95H177V99H176V101H173V102H171L169 105H168V107L166 108L165 107V111L164 110H162L163 111V113L162 114H164V119H165V121L167 122V127L165 128V125H164V128H161V126H160V130L158 129V131H156V133H153L154 135H152V131H151V134L150 135H148V136H145V139L146 140H144V142H143V145H141V146H138V148H137V152H136V154L135 155H133L134 156V160H131L132 159V157L130 158V160L131 161H133V164H131V165H133L132 167H134L135 169H134V171L132 170L131 171V166L128 168V170H130L129 172H128V170H127V172H123L122 173V175H121V179H119V177H118V179H117V177H116V175H118V174H121L119 171H120V169L119 170H116V173H113V175H112V177L114 176V180H110L114 185L113 186H115V190L111 187V186H107V185H105L104 184V182H102L100 179H98V181H100V182H97V181H94V179H89V175H87V174H81V172L82 171H80V169H77V170H74V171H72L71 169V171H69V170H66V169H59L58 171H55V173H54V179H56L57 180V182H59V183H61L62 181H64L65 183H66V185H67V189H64L63 191H61V192H59V194L58 195H56L57 197L56 198H59V204L57 203L56 205H60L59 207H61V204L63 203H65L64 205H63V207L60 209V210H63V211H65L64 213H62V215H56V213L55 212H53V218L56 220L55 222H53V224L51 223V225H52V229L53 230H55L56 231V233H58V236H57V234H56V236L55 237H53L54 239H55V241H60V243H62V240H64L66 237H68V236H66V234L68 233L67 231V233H65V231L63 232V231H61L63 228H59V227H61V226H59V225H63L64 227H66L68 230H71V231H76V232H78V233H81V234H83V235H85V236H87V238L86 239H96L97 237L99 238V239H101L102 238V240H103V242L104 243H106V245L107 244H109L111 247L112 246H114V244H116L117 243V246L120 248V249H122V250H125V246H123V244L125 245V241L127 240V238H125V233H126V231H128L127 230V225H126V223L128 222L127 220H126V213H127V216L130 214H128V212H125L124 210H126L123 206L124 205H122V204H124V203H122L121 202V200L122 199H124L126 202H128V201H130L128 198H129V196H130V192H133L134 190V193H136V190H137V192H138V194L137 195H135L134 193V195L137 197V201L139 202H136L135 204L137 205V203L140 205V206H136L137 207V209L134 211V212H132L133 213V215H131V217H130V219L132 218V220L134 221V225H135V227H136V230H137V233H138V236H139V238H140V241H142L143 242V244L144 245H146V247H147V249H149V250H151V251H153V253H155L156 254V252H159V254L161 253L159 250H160V248L161 247H163V249L165 250H167V249H170V251H172V248H176L175 250H174V253H173V251L172 252H170V251H168V252H170L169 253V255L167 256V260H169V264H173V262L175 263V264H189V260H188V257H187V255H186V244H187V239L188 238H186L185 236H183V237H181V235H182V233H184L183 231H184V229L183 228H178L179 230V232L181 231V229L183 230V231H181L182 233H181V235H180V233L179 232H176L175 230L174 231H172V228H171V226L172 227H174V220L176 219V218H178V217H176V216H179V215H181V213L184 211V206L183 205H181V204H179L178 206L176 205V206H174L173 208H170V209H168V213H166L165 212V209H164V207H165V201H166V197H168V196H173L174 195V193L176 194V192H180V188H182V187H184L185 188V185H189V184H191V182L193 181V179L195 178V176H198L201 172L203 173L205 170H204V168H203V166H201V161L203 160V159H201V153L203 152V151H201V153L199 152V153H197V152H194L193 153V151H192V147H193V149H194V146H192L193 145V143L195 144V143H198V142H201L200 144H201V147L203 148V147H205V151L208 153V154H210V155H212V159H211V161L213 162V163H215L218 159H220L221 157L222 158H225V159H228V158H232V156H229L228 155V153H230L231 152V150L234 148V147H236L240 142H241V140H242V137H243V132L241 133V132H239L240 131V129H238V125H239V121H241V119L243 118V115H244V111L246 110V108H245V99H244V97L242 98L243 99V101H241V98L240 99H238L239 98V96H238V93H236L237 92V90L235 89V87H234V85H236L237 83H241V81H244V79L246 78V74H242V72L241 73H239L238 71H239ZM59 68V67H58ZM63 67H62V65H61V69H62ZM98 68V67H97ZM118 68V67H117ZM137 68V67H136ZM207 68V67H206ZM244 68V67H243ZM48 69V70H47ZM60 69V68H59ZM90 69V68H89ZM107 69V68H106ZM156 69V68H155ZM259 69H262V68H260V66H259ZM55 70V69H54ZM120 70V69H119ZM210 70V72L213 74V75H215V70L216 69H209ZM241 70V69H240ZM114 71V70H113ZM195 71H198V70H195ZM200 71V70H199ZM204 71V74H205V70H203ZM250 71H251V68H250ZM260 71V70H259ZM112 72V71H111ZM207 72H208V70H207ZM207 72H206V74L204 75V79H205V77H206V75H207ZM230 74H229V73ZM234 72V71H233ZM261 72H264V70L263 71H261ZM260 72V77H259V79L257 80V83H258V87H259V90H262V91H264V73L262 74ZM95 73V72H94ZM114 73H116V72H114ZM199 73V72H198ZM210 73V74H211ZM217 73V72H216ZM220 73V72H219ZM218 73V74H219ZM249 73V72H248ZM86 74V73H85ZM110 74V73H109ZM108 74V75H109ZM161 75V74H160ZM208 75H209V72H208ZM220 75V74H219ZM110 76H111V74H110ZM108 77L107 76V78H112V77ZM123 76V75H122ZM221 76V75H220ZM248 76V75H247ZM14 77V76H13ZM49 77V78H48ZM106 78V77H105ZM132 79V78H131ZM160 79V78H159ZM159 79H156L157 80V83L159 84H157L158 86H160L159 87V89L160 88H162L163 86L161 85V79L159 80ZM202 79H203V75H202ZM213 79H214V77H213ZM112 80V79H111ZM113 80H114V84H115V78H113ZM212 80V79H211ZM217 80V79H216ZM247 80H249L248 78H247ZM254 81V80H253ZM256 81V80H255ZM69 82H71V84L69 83ZM74 82H76V81H74ZM96 82V81H95ZM109 82H111V81H109ZM217 82H219L218 80H217ZM13 83H14V81H13ZM126 83V82H125ZM212 83H214V85H215V82H213L212 81ZM226 83H227V85H226ZM235 83V84H234ZM247 83V82H246ZM256 83V82H255ZM52 84H54L53 86H52ZM106 84L107 85H109V84H111L112 85V83H108V81H106ZM217 84V83H216ZM242 84V83H241ZM240 84V88H241V90H242V87L243 86H247L246 84L244 85L243 84V86ZM105 85V84H104ZM119 85V84H118ZM129 85H130V83H129ZM249 85V84H248ZM45 86H46V88H45ZM51 86L52 87H54L55 88V86L57 87V89H53V91L51 90ZM103 86V85H102ZM126 86H128V85H126ZM213 86V85H212ZM48 87V88H47ZM69 87V86H68ZM67 87V88H68ZM104 87V86H103ZM107 88H110V87H108V86H106ZM210 87V86H209ZM248 88L250 87V85L249 86H247ZM247 87H246V90H248L247 89ZM257 87V86H256ZM255 87V88H256ZM107 88H105L106 90H107ZM116 88H117V86H116ZM126 88V87H125ZM124 88V89H125ZM132 88V87H131ZM239 88V89H240ZM244 88V87H243ZM111 89H113V91L114 90H116L117 91V93L120 91V88H118V89H115V87L114 88H112V86H111V88L110 89H108V90H111ZM163 89V88H162ZM162 89H160V90H162ZM238 89V88H237ZM238 89V90H239ZM78 90V89H77ZM104 90V89H103ZM119 90V91H118ZM236 90V91H235ZM252 90H253V86H252ZM51 91H52V93H51ZM128 91V90H127ZM107 92V91H106ZM129 92H130V90H129ZM132 92H133V90H132ZM136 92V91H135ZM138 92V91H137ZM136 92V93H137ZM249 92V91H248ZM251 93H252V91H250ZM249 92V93H250ZM254 92V94H255V91H253ZM100 92L98 91V93L96 94V93H94L95 95H97L98 97H99V94ZM111 93V92H110ZM120 93V92H119ZM241 93V92H240ZM239 93V94H240ZM43 96H42V95ZM106 94V93H105ZM109 93H107V95H108ZM124 94H127V92L125 93L124 92ZM100 95H101V93H100ZM246 95H248V93L246 94ZM76 96V95H75ZM94 96V95H93ZM92 96V93H91V96L90 97H93ZM102 96V97H101ZM99 98L97 97V98H94V97H96V96H94L92 99H96V101H98L97 99H99V101H100V98H105V100L104 99H102L101 101L103 102V101H106L107 103H109L110 101L106 98L107 96H105V95H101ZM110 95H108V97H109ZM129 96H130V94H129ZM132 96H133V94H132ZM140 96V98H143V97H141V95H139ZM243 96V95H242ZM252 96V95H251ZM222 97V98H221ZM232 97V98H231ZM88 98V97H87ZM110 98H112V97H110ZM221 98V99H220ZM247 98V97H246ZM74 99H75V97H74ZM92 99H91V101H89L88 99H87V101H89V103L91 102L92 103ZM131 99H133V97L131 98ZM233 99V100H232ZM252 99H253V97H252ZM108 100V101H107ZM247 100V99H246ZM96 101H94L93 103H95ZM98 101V102H99ZM140 101H142V102H144L143 101V99L141 100L140 99ZM77 102V103H76ZM82 100L81 99H79V101H78V99L77 100H75V104H74V100L72 101V103L74 104V105H76V108L74 109V112L76 113V116H75V114L74 115H72L71 116V119L72 120H75V121H77L78 123H79V121H83V118H85V121L87 120V123H88V125H89V119H91V121H92V123H93V121L94 120H96L97 121V118H95V114H97V116H99L98 114H101V113H103L104 114V112L106 111H108L109 110V106H111V105H109V106H107L105 103L103 104L102 102H101V105H106V107L108 108H106L105 109V106H104V109H105V111H102L101 109V107H103V106H101V105H99L97 102L95 103V105H99L100 107H97L96 108V106L95 107H93V106H91V104H89V103H87V102H85V104H82ZM83 102V103H84ZM80 103V107H81V109L79 108V106H77L78 104ZM86 103L88 104V105H86ZM100 103V102H99ZM145 103V102H144ZM247 103H249V102H247ZM247 103H246V105H247ZM110 104V103H109ZM113 104V103H112ZM142 104V103H141ZM140 104V107L143 105H141ZM147 105V103L145 104V106ZM149 105V107H148V109H149V111H150V107L152 106H150V104H148ZM144 106V108L146 109L147 107H145ZM164 106V105H163ZM72 107V106H71ZM111 107H113V106H111ZM116 107V106H115ZM133 107V106H132ZM138 107H139V102H138V106H136L135 107V109L134 110H137L138 109ZM185 107H190V108H192L195 112H196V115L198 116V117H201V118H204L205 119V122L207 121V123L208 124H204V128H206V125H208V127H211V128H213V129H215V130H217V128L216 127H218V126H215L216 125V123L215 122H211V120H210V117L207 115V113H206V111H207V109H208V107H212V115L216 118V120H219L220 119V116H222V117H224L223 115H225V118L222 120V121H220V125H221V127H223V126H225V128H224V130H223V128H219L220 130H223V131H225V130H227V132L226 133H224V134H222L221 135V139H220V146H218V147H216V148H212L211 147V143H208V142H211L215 137H217V136H219V131H216V133H219L218 135L217 134H215V130H214V134H215V137L213 136L214 134L212 133V131H213V129H211V128H209L208 130H210L209 132L210 133H208V131L205 133V136L204 135H202L201 133H202V130L204 131V128L202 129L201 128V126H200V128H198V130L199 129H201L200 131H201V133L200 132H198V130H196V124H198L199 125V123L201 122H199L198 120L196 121V119H194V118H192L193 119V121L195 120V124H194V126H193V124H192V120L186 115V110L183 112V110L185 109ZM78 108H79V110H81L80 112H79V110H78ZM94 108H96V110L97 111H102L101 113L100 112H97L96 110H94L95 112H93V110L92 109H94ZM101 108V109H100ZM141 108H143V107H141ZM140 108V110H142ZM144 108H143V114H146L147 113V111H148V109H146V111H144ZM99 109V110H98ZM103 109V110H104ZM83 111V112H82ZM130 111V110H129ZM148 111V112H149ZM152 111H153V109H152ZM161 111V112H162ZM54 112V113H53ZM58 112H60V113H62L63 112V114L62 115H60V116H58ZM78 112V113H77ZM93 112V113H92ZM97 112V113H96ZM141 112V111H140ZM146 112V113H145ZM136 113V112H135ZM142 113H140L139 114V112L137 111V113L136 114H139L142 118L144 117V115H142ZM185 113V114H184ZM56 114V116H54ZM78 114V115H77ZM91 114H93V115H91ZM103 114H101L100 116H104ZM112 114V113H111ZM130 114H131V112H130ZM135 114V115H136ZM149 114V117H150V115L152 114V112L151 113H148ZM221 114H223V115H221ZM118 117H119V115L118 114H116ZM132 115V114H131ZM130 115V116H131ZM134 115V114H133ZM138 115V116H139ZM186 115V116H185ZM90 116H92V117H90ZM99 116V117H100ZM81 117H83V118H81ZM88 117H90L89 119H88ZM108 117H109V115H108ZM108 117H106L105 118V121H106V119L108 118ZM116 117V116H115ZM124 117V116H123ZM136 117V116H135ZM149 117H148V115H147V119H149ZM152 117V116H151ZM93 118V119H92ZM95 118V119H94ZM137 118V117H136ZM138 118H140V117H138ZM142 118H141V120H142ZM145 118H146V116H145ZM145 118H143V121L145 120ZM154 117H152V118H150V120L151 119H153ZM187 118H189V119H187ZM80 119V120H79ZM146 119V120H147ZM72 120H70V121H72ZM79 120V121H78ZM101 120V119H100ZM115 120V119H114ZM117 120H118V118H117ZM136 120V119H135ZM139 120V119H138ZM137 120V121H138ZM81 121V122H82ZM98 121H99V119H98ZM102 121V120H101ZM112 121V120H111ZM120 123H121V120L119 119L118 120ZM123 121V120H122ZM129 121V120H128ZM127 121V122H128ZM131 121V120H130ZM133 121H134V119H133ZM46 122H44L45 124H46ZM76 122V123H77ZM80 122V125H82V123ZM103 122V121H102ZM119 122H116V120H115V124H117V123H119ZM127 122H125V124L127 123ZM146 122V121H145ZM153 122V121H152ZM196 122H198V123H196ZM204 121H203V123H205ZM77 123V125H79ZM97 123V122H96ZM105 123V122H104ZM113 123V122H112ZM148 123V122H147ZM162 123V122H161ZM48 124V123H47ZM94 124H95V122H94ZM132 124V123H131ZM137 125V123L136 122H133V125ZM215 124V125H214ZM235 124H236V129L234 130V126H235ZM49 125V124H48ZM64 125V124H63ZM93 125V124H92ZM91 125V126H92ZM114 125V124H113ZM118 125V124H117ZM201 125L203 126V124H202V122H201ZM66 126V125H65ZM105 126V125H104ZM119 126V125H118ZM118 126H116V127H118ZM193 126V127H192ZM214 126H215V128H214ZM32 127H34V126H32ZM85 127V126H84ZM114 128H112V130H110L111 132L112 131H114L115 130V126H113ZM121 127V126H120ZM125 127V126H124ZM133 126H131V128H132ZM137 127V126H136ZM136 127H134L135 129H136ZM139 127H140V125H139ZM139 127H137V129L139 128ZM195 127V128H194ZM207 127V128H208ZM47 128H48V126H47ZM33 129V128H32ZM114 129V130H113ZM126 129V128H125ZM136 129V130H137ZM141 129V128H140ZM151 129V128H150ZM152 129H153V127H152ZM218 129V130H219ZM232 129L234 130V131H232ZM52 130V129H51ZM117 130H119V128H117ZM122 130H123V128H122ZM145 130V129H144ZM148 131V130H147ZM38 132V131H37ZM106 132V131H105ZM119 133H121L120 131H118ZM118 132H116V134L118 133ZM123 132V131H122ZM139 133H141L140 131H138ZM153 132H155L154 130H153ZM220 132H222V131H220ZM56 133V132H55ZM108 133V132H107ZM113 133V132H112ZM115 133V132H114ZM124 133V132H123ZM130 133V132H129ZM182 133H187L188 134V136H190V137H192L194 140H189V141H186L185 140V138L186 137H184V136H181L180 134H182ZM210 134V135H208V134ZM52 134V133H51ZM98 134H99V132L97 133V136H98ZM102 134V133H101ZM125 134V133H124ZM147 134V133H146ZM204 134V133H203ZM211 134H212V136H211ZM2 135H4V133L3 134H1L0 135V138H1V136ZM88 135V134H87ZM107 135V134H106ZM115 135V134H114ZM119 135V134H118ZM141 135V134H140ZM142 135H144V134H142ZM217 135V136H216ZM83 136V135H82ZM86 136V135H85ZM99 136H101V135H99ZM98 136V137H99ZM102 136H103V134H102ZM116 136V135H115ZM115 136H113V138L115 137ZM203 136H204V139L202 140V138H203ZM34 137H37V134H36V136H34ZM104 137V136H103ZM102 137V138H103ZM99 138H101V137H99ZM101 138V139H102ZM42 139V138H41ZM74 139V138H73ZM106 139V138H105ZM104 139V140H105ZM110 139H112V138H110ZM116 139V138H115ZM175 139H177L176 140V142L178 143V147H177V151L174 153V152H172L173 150L171 149V145H172V143L174 142V140ZM113 140V139H112ZM127 140V139H126ZM129 141V140H128ZM138 141V140H137ZM38 142V141H37ZM93 142H95L94 140H93ZM105 142V144H106V140L104 141ZM113 142H115V141H113ZM125 142V141H124ZM33 143V142H32ZM35 143V142H34ZM99 143V142H98ZM103 143V142H102ZM109 143V142H108ZM37 144V143H36ZM90 144V143H89ZM88 144V145H89ZM95 144V143H94ZM100 144H101V142H100ZM35 145V144H34ZM92 145V144H91ZM90 145V146H91ZM107 145V144H106ZM123 145H125L124 143H123ZM4 146H6V144L5 145H0V160H4L5 159V155H6V152H8L9 151V149H8V147H6L7 148V150H6V152H5V147ZM32 146H33V144H32ZM65 146V145H64ZM96 146H97V148H102V150L104 151V147L102 146V145H97V143H96V145H95V147L94 148H96ZM4 147V148H3ZM35 147V146H34ZM42 147V146H41ZM92 147V146H91ZM92 147V148H93ZM87 148V147H86ZM89 148V147H88ZM122 148V147H121ZM196 148V147H195ZM35 149V148H34ZM33 149V150H34ZM136 149V148H135ZM36 150V149H35ZM35 150H34V152H35ZM82 150V149H81ZM87 150V149H86ZM90 150V149H89ZM88 150V151H89ZM93 150V149H92ZM98 150V149H97ZM101 149L99 150V152H101L102 151ZM113 150V149H112ZM203 150H204V148H203ZM39 151V150H38ZM88 151H86V152H88ZM94 151H95V149H94ZM105 151H106V149H105ZM104 151V152H105ZM12 152V151H11ZM61 152V151H60ZM79 152V151H78ZM78 152L77 153H75V155H77L78 154ZM85 152V151H84ZM89 152H93V151H89ZM109 152V151H108ZM261 152V151H260ZM80 153V152H79ZM96 151H95V154H93L92 153V155H96ZM102 153V152H101ZM106 153H107V151H106ZM112 153H113V151H112ZM131 153V152H130ZM129 153V154H130ZM36 154H37V152H36ZM39 154V153H38ZM60 154V156H62V155H64V157L66 158V155H65V153H59ZM85 154V153H84ZM89 154V153H88ZM97 154H99V153H97ZM40 155V154H39ZM70 155V154H69ZM68 155V157H67V159H69V160H71L72 162H73V160L76 158L75 156V158L74 157H71V156H69ZM89 155H91V153L89 154ZM102 155V154H101ZM105 154H103L101 157H103ZM108 155V154H107ZM131 155V154H130ZM130 155H129V157H130ZM87 156V155H86ZM100 156V155H99ZM99 156H97L96 155V157L98 158ZM111 156V155H110ZM119 156H120V154H119ZM80 157V156H79ZM78 157V158H79ZM82 157V156H81ZM85 157V156H84ZM90 157V156H89ZM89 157H87V158H89ZM44 158V157H43ZM86 158V157H85ZM91 158V157H90ZM93 158H95V156L93 157ZM97 158H95V160H97ZM105 158H108V157H105ZM104 157L102 158V159H104V161H106L107 159H105ZM182 159V162H192V161H194L193 162V165L192 166H194V164L196 163V167H192V168H189V169H186V170H182L181 169V167H179L180 165L178 164V162H179V159ZM238 158H239V154H237L236 155V157H234V161H233V163H230V162H226L225 160H224V163L226 164V166H227V170H228V168L231 170L232 169V166H233V164L238 160ZM120 159V158H119ZM91 159H89V161H90ZM94 160V161H95ZM98 160L100 161L101 160V158L99 159L98 158ZM98 160H97V165H95V166H99V167H101L102 168V165H101V163H103L102 161L100 162V164L98 163ZM129 160V159H128ZM5 161V160H4ZM35 161V160H34ZM76 161V160H75ZM93 161V160H92ZM92 162V163H95V162ZM130 161V162H131ZM68 162V161H67ZM71 162V163H72ZM7 163V162H6ZM36 163H38L37 161H36ZM35 163V164H36ZM65 164L66 163V161L64 160V162L62 161V163L61 164ZM70 163V164H71ZM113 163H115V162H113ZM123 163V162H122ZM121 163V164H122ZM132 163V162H131ZM96 164V163H95ZM119 164V163H118ZM130 164V163H129ZM192 164V163H191ZM93 165V164H92ZM101 165V166H100ZM9 166V165H8ZM36 166H41V165H39V163H38V165H36ZM117 166H120V165H117ZM117 166H115V168L117 167ZM204 166H205V164H204ZM7 167V166H6ZM63 167V166H62ZM215 167V166H214ZM59 168H60V166H59ZM114 168V167H113ZM208 168V167H207ZM219 168V167H218ZM36 169V168H35ZM38 169V168H37ZM41 169V168H40ZM98 169V168H97ZM117 169H118V167H117ZM215 169V168H214ZM7 170V169H6ZM9 170V169H8ZM80 172H79V171ZM115 170V169H114ZM219 170V169H218ZM35 171V170H34ZM39 171V170H38ZM79 173H78V172ZM119 173H118V172ZM210 174H208L209 176H212V175H214V177H212V178H210V181H212V185H214V183L216 182V179H218V174L219 173H221V171H222V173H224L223 172V170H221L219 173H218V171H216V170H214L213 171V166L210 168ZM106 172V171H105ZM109 172V171H108ZM115 172V171H114ZM242 172V171H241ZM240 172V174H239V176H240V179H242V181H240V183L238 184V182H236L238 185H242V184H246L245 183V180H246V178H244V177H246V175H247V173H241ZM9 173L11 174V172L9 171ZM8 172H7V174H9ZM102 173H104V171H102ZM110 173V172H109ZM118 173V174H117ZM201 173V174H202ZM96 174H99L98 172H96ZM136 175V176H134L133 178V180L131 179L132 177H131V175ZM230 174V173H229ZM232 174V173H231ZM36 175H38V173L36 174ZM41 176V175H40ZM200 176V175H199ZM199 176H198V178H199ZM235 176H237L238 178H239V176L238 175H235ZM10 177V176H9ZM8 177V178H9ZM88 177V178H87ZM93 177V176H92ZM91 177V178H92ZM95 177V176H94ZM36 178V177H35ZM38 178H39V176H38ZM41 178H43V176L41 177ZM232 178V177H231ZM116 179H117V182H116ZM132 180L133 182L132 183H129V185H130V187L127 185V183H128V180ZM178 179H180L179 181L180 182H178L177 183V181H178ZM232 179H234V177L232 178ZM248 179V178H247ZM253 179V178H252ZM251 179V181H252V183H250V184H252V187L253 188H251V186L250 185H248V184H246L244 187H242L244 190H241L238 186H237V188H235V191H233L232 189H230L229 188V190H228V188L226 189L225 188V190H222V192H220V196H221V199H222V201H224L225 202V204H226V202H228L231 206H232V209H233V211H231L232 213H231V216L230 217H232V219H236L238 216H240V213L241 212H243V210H244V205L248 202V200H249V198L251 197V195L253 194V190L252 189H254V188H259V187H261V186H264V170L263 171H261L260 172V177H259V182L256 184V182L254 181L253 182V180ZM41 180V179H40ZM130 180H129V182H130ZM208 180V179H207ZM226 180V178L224 179V181ZM238 180V179H237ZM256 180V179H255ZM36 181H37V178H36ZM42 181H45V178H44V180H42ZM220 181V180H219ZM219 181H217V182H219ZM224 181H222V183H223V185H224ZM233 181V180H232ZM236 181V180H235ZM10 182L11 181H9V179H6V184H4V183H2L1 181H0V249L2 250L3 249V251L4 250H9V249H11V250H13V253H14V251H15V246H13V241L14 240H12V238H14V237H17V235L18 234H20L21 232H19V230L21 231V229H20V227H19V229H17L18 231H17V233L18 234H16V229H14V227L16 226H19V224H17L16 222H17V220H14V214L15 215H17L18 213H21V215H23L24 216V213L25 212H22V211H25V210H23V207L25 206H23V207H21V211H20V209L18 210V209H16L15 211H17V212H15L14 211V207H15V205H17V204H15L14 205V203H18V202H14L15 200L17 201V200H24V199H27L28 197H29V195L28 194H26V193H29L28 191V189L26 190V191H24L26 188L24 187V189H22L21 191L22 192H24V193H20V191H19V193L18 194H14V183L12 182V184L10 185ZM35 181H33L31 184L33 185V183H34ZM48 182V181H47ZM110 182V183H111ZM195 182V181H194ZM204 182V181H203ZM248 182H249V180H248ZM247 182V183H248ZM80 185V187H78V189L80 190V188H81V190H80V193L78 194V192H79V190L77 189L76 190V188H75V186L76 185H78V184ZM199 183H201V182H199ZM198 183V184H199ZM210 183V182H209ZM235 183V184H236ZM30 184V183H29ZM28 184V185H29ZM30 184V185H31ZM43 184V183H42ZM41 184V185H42ZM48 184V183H47ZM46 184V185H47ZM177 184H179V186L177 185ZM185 184V185H184ZM216 184V183H215ZM218 184V186H220L219 185V183H217ZM220 184H221V182H220ZM230 184V183H229ZM7 185L9 186V188H7ZM31 185V187H34L35 188V186H32ZM201 185V184H200ZM36 186H37V184H36ZM177 186H178V188H177ZM216 186V185H215ZM231 186V185H230ZM5 187V189L6 190H3V188ZM64 187V186H63ZM190 187V186H189ZM192 187V186H191ZM201 187H202V185H201ZM201 187H198L197 185H196V187L194 186V188H196V189H194L193 191H192V193L194 192V191H197V188L198 189H200ZM29 188V187H28ZM48 188V187H47ZM184 188L183 189H181V190H184ZM221 187H219V188H216V189H220ZM45 189V188H44ZM131 189V190H130ZM132 189H134V190H132ZM176 189H179L178 191L176 190ZM193 189V188H192ZM234 189V188H233ZM47 190V189H46ZM256 190V189H255ZM254 190V191H255ZM7 191V193H8V195L5 193ZM50 191V190H49ZM174 191H176V192H174ZM219 191H221V189L219 190ZM242 192H244V197L243 198H241L240 196H239V194L240 193H242ZM48 193H50V192H48ZM61 193V194H60ZM118 193L120 194V197H121V199L119 200L118 199ZM195 193V192H194ZM193 193V194H194ZM4 194H6V196L4 195ZM132 194V193H131ZM24 195H26V196H24ZM223 195V196H222ZM24 196V197H23ZM52 196V195H51ZM51 196H50V198H51ZM133 196V195H132ZM26 197V198H25ZM53 197L55 198V196L53 195ZM223 197V198H222ZM219 198V197H218ZM49 199V198H48ZM52 199V198H51ZM197 199V198H196ZM219 200V199H218ZM48 201V200H47ZM49 201H52V200H49ZM132 201V200H131ZM134 201V200H133ZM22 202H24V203H22ZM54 202V201H53ZM57 202V201H56ZM124 202V201H123ZM216 202H217V200H216ZM220 202V201H219ZM19 203H22V204H25L26 202H25V200L24 201H21V202H19ZM18 203V204H19ZM129 203V202H128ZM134 203V202H133ZM22 204H19V205H21L22 206ZM41 204V203H40ZM47 204V203H46ZM51 204V203H50ZM215 204H217V203H215ZM214 204V205H215ZM219 204V203H218ZM221 204V203H220ZM19 205H17L18 206V208H20L19 207ZM39 205V204H38ZM126 205V204H125ZM168 205V204H167ZM209 205H210V203H209ZM222 205V204H221ZM224 205V204H223ZM17 206H16V208H17ZM220 206V205H219ZM264 206V205H263ZM262 206V207H263ZM51 207H52V205H51ZM57 208V210L59 209L58 208V206L57 207H55V208H53V209H56ZM247 208V207H246ZM24 209H26V206H25V208ZM50 209H52V208H50ZM210 209V208H209ZM56 210V211H57ZM205 211H207L206 209H204ZM263 210V209H262ZM19 211V212H18ZM32 211V210H31ZM30 211V212H31ZM34 211V210H33ZM32 211V212H33ZM34 212H36V211H34ZM50 212H52L51 210H50ZM125 212V213H124ZM202 212V211H201ZM17 213V214H16ZM23 213V214H22ZM55 213V214H54ZM124 213V214H123ZM204 215H209L210 213H208V211H207V213L205 212L204 213V211L202 212ZM263 213V212H262ZM121 214H123V215H121ZM259 214V213H258ZM19 215V214H18ZM21 215H19V216H21ZM32 216H33V214H31ZM262 215H264V214H260V216H259V218H258V220L256 221V219L255 218H253V219H251V221L249 222V224L251 223V226H254L255 227V230L257 231V230H261V229H263L264 228V217L262 216ZM23 216H21L22 218L21 219H23ZM130 216V215H129ZM225 216V215H224ZM224 216H219L218 218H216V220H214V219H212L210 216H208V217H206V218H203V220L205 219V222L207 223L206 225L208 226L207 228L208 229H206V230H208V234H206V235H208V237H209V250H208V252H207V250L204 252L205 253V255H204V253H202V255H204V256H212L211 255V252H212V250H213V245H214V243H215V240H214V232L215 231H218V233L219 234H221L223 231H224V227H226V226H228L227 225V222H228V220H227V218L226 217H224ZM228 216V215H227ZM17 217V216H16ZM49 217L51 218V216H50V213H49ZM203 217V216H202ZM205 217V216H204ZM27 218V220H29L28 219V217H26V215H25V218L24 219H26ZM15 219H20V218H15ZM127 219H129V218H127ZM129 219V221H131ZM53 220V219H52ZM51 220V221H52ZM201 220V219H200ZM202 220V221H203ZM14 221H16V222H14ZM54 221V220H53ZM201 221V222H202ZM235 221V220H234ZM23 222H24V224H25V222L26 221H24L23 220ZM200 222V221H199ZM204 222V223H205ZM231 222V221H230ZM14 223H16L17 225H15L14 226ZM19 223V222H18ZM204 223H202L203 225H204ZM30 224H32V219L31 220H29V222H27L25 225H23V227H25V228H28V226H30ZM181 224H183L182 223V221H181ZM50 225V226H51ZM54 225V226H53ZM130 225V224H129ZM134 225H133V227H134ZM202 225V226H203ZM59 226V227H58ZM199 226V225H198ZM201 226V225H200ZM32 226H30L29 228H31ZM184 227V226H183ZM175 228H177V227H175ZM174 228V229H175ZM186 228V227H185ZM240 229V228H239ZM14 230H15V235L16 236H14ZM63 230H65V229H63ZM51 232V231H50ZM49 232V233H50ZM46 233V232H45ZM53 233V232H52ZM55 233V232H54ZM206 233V232H205ZM51 234V233H50ZM49 234V235H50ZM69 234V233H68ZM48 235V236H49ZM52 235V234H51ZM235 235V234H234ZM20 236V235H19ZM192 236V235H191ZM57 237V238H56ZM126 237H127V235H126ZM220 237V236H219ZM206 238V237H205ZM51 239H52V237H51ZM208 239V238H207ZM39 240V239H38ZM253 240V238H251V237H249L248 235H247V233L245 234L244 233V231H238V233L235 235V237H234V241H235V243H236V245L238 246L237 248H238V250L239 249H242L243 247H247V251L244 253V254H242V252H243V250H241L239 253H241L242 254V257L241 258H239V259H237V264H264V253L263 252H261V251H259L258 250V248H257V246H254V245H252V244H250V242ZM52 241V240H51ZM54 241V240H53ZM176 242L178 243V247H177V245H176ZM22 243V242H21ZM189 243V242H188ZM234 243V244H235ZM18 244V243H17ZM20 244V243H19ZM49 244H51V242L49 243ZM99 244V243H98ZM130 244V243H129ZM206 244V243H205ZM21 245H23V244H21ZM55 246V244H51V248H50V250ZM62 245H64V244H62ZM104 246H105V244H103ZM174 245H176L175 247H174ZM8 246H10V248H8ZM65 246V245H64ZM95 246V245H94ZM110 246L109 247H107V248H110ZM116 246V247H117ZM181 246H183V247H181ZM208 246V245H207ZM17 247V251H20V249H19V247L21 248V246H16ZM103 247V246H102ZM106 247V246H105ZM115 247V248H116ZM212 247V248H211ZM96 248H97V246H96ZM101 248V246H99V248L98 249H100ZM118 248V249H119ZM19 249V250H18ZM162 249V248H161ZM203 249V248H202ZM211 249V250H210ZM132 250V249H131ZM62 251V250H61ZM107 251V250H106ZM113 250L112 249H109V252L108 253H106L105 252V255H106V261H113V262H115V264H130V262H126V261H123V259H124V254H123V256H119L118 254H115V252H112ZM120 251V250H119ZM103 252V251H102ZM165 252V251H164ZM19 252H16L15 253V255H14V259H10V260H8V264H23V260H20L21 258H20V256H18V255H20V254H18ZM21 253V252H20ZM62 253H64V252H62ZM123 253V252H122ZM200 253V254H201ZM18 254V255H17ZM22 254V253H21ZM129 254V253H128ZM200 254H199V256H200ZM32 255V254H31ZM240 255V254H239ZM238 255V256H239ZM17 256H18V258H17ZM36 256V255H35ZM165 256V257H166ZM175 256H176V258H175ZM41 257V256H40ZM125 257H128V255H126ZM162 257V256H161ZM203 257V256H202ZM201 256H200V258H202ZM214 258H215V256H213ZM36 258V257H35ZM57 258H59V257H57ZM210 258V257H209ZM26 259H27V257H26ZM30 259V258H29ZM37 259V258H36ZM47 259H50V257H47ZM160 259V258H159ZM203 259V258H202ZM205 259V258H204ZM28 260V259H27ZM51 260V259H50ZM164 260V259H163ZM215 260H216V258H215ZM214 260V262H212V263H210V264H223L222 262H220L218 259H217V261H215ZM34 261V260H33ZM117 261V262H116ZM37 262V261H36ZM36 262H33L32 264H35ZM208 262V261H207ZM225 262V261H224ZM228 262V261H227ZM31 263V262H30ZM63 263V262H62ZM132 263H133V261H132ZM37 264V263H36ZM49 264H50V262H49ZM53 264H55V263H53ZM59 264H61V263H59ZM191 264V263H190ZM204 264H205V262H204ZM208 264H209V262H208Z\"/></svg>",
	"mask_w": 264,
	"mask_h": 264
}]
</instances>
